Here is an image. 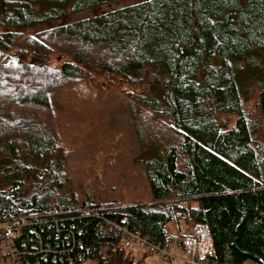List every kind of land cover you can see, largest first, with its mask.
I'll list each match as a JSON object with an SVG mask.
<instances>
[{
	"label": "trees",
	"instance_id": "1",
	"mask_svg": "<svg viewBox=\"0 0 264 264\" xmlns=\"http://www.w3.org/2000/svg\"><path fill=\"white\" fill-rule=\"evenodd\" d=\"M113 1L0 0V223L30 220L49 253L42 262L27 248L23 258L38 264L75 254L71 264H137L122 227L171 243L192 222L208 228L211 264H264V0H144L21 32L61 4L77 12ZM93 77L132 91L147 197L82 216L49 99ZM220 115L234 117L229 128L217 127Z\"/></svg>",
	"mask_w": 264,
	"mask_h": 264
},
{
	"label": "rangeland",
	"instance_id": "2",
	"mask_svg": "<svg viewBox=\"0 0 264 264\" xmlns=\"http://www.w3.org/2000/svg\"><path fill=\"white\" fill-rule=\"evenodd\" d=\"M144 0H117L93 9L70 12L68 4L60 5L61 13L43 22L23 29V34H33L60 24L72 23L89 17L143 2ZM21 30V28H19ZM13 61L16 54L8 53ZM15 62V63H16ZM62 62L57 56L50 58V65ZM132 91L120 92L94 78L88 85L77 84L52 94L49 99L55 117L59 150L65 162L69 183L77 204L83 208L94 207L108 201L122 204L145 200L146 186L142 180L139 162V143L127 109ZM219 129L232 125L234 117H215ZM137 264H183L187 258L175 240L169 253L178 261L161 262L154 255L143 256L139 246L127 250ZM243 264H255L247 261Z\"/></svg>",
	"mask_w": 264,
	"mask_h": 264
},
{
	"label": "built area",
	"instance_id": "3",
	"mask_svg": "<svg viewBox=\"0 0 264 264\" xmlns=\"http://www.w3.org/2000/svg\"><path fill=\"white\" fill-rule=\"evenodd\" d=\"M94 208L86 207L80 211V215L85 216L93 212ZM125 224L126 222L123 221ZM30 220L20 219L17 221H8L0 223V264H38L39 260L30 262L26 258H23L25 249L35 250L40 256V260L44 262L48 246L45 253L40 251L41 242L33 230L29 231ZM24 230H27V234H33L37 239V245L27 244L25 236H23ZM122 235V248L130 250L133 246H139L142 250L150 255H154L161 262L178 261L173 258L169 253V242L164 243H152L147 239L131 233L126 228L120 229ZM67 239L68 235H65ZM180 249L187 257L183 264H211V260L214 256V250L212 241L209 235L208 228L205 224L192 222L181 233L179 238ZM29 245V246H28ZM46 246V245H45ZM36 247V248H35ZM47 252V253H46ZM42 253V254H40ZM55 255L50 257V262L55 263ZM74 259V260H73ZM80 259L79 254H75L74 258L68 259V264ZM59 261V260H58Z\"/></svg>",
	"mask_w": 264,
	"mask_h": 264
},
{
	"label": "water",
	"instance_id": "4",
	"mask_svg": "<svg viewBox=\"0 0 264 264\" xmlns=\"http://www.w3.org/2000/svg\"><path fill=\"white\" fill-rule=\"evenodd\" d=\"M13 59H14L13 63H15L16 62L15 61V57H13ZM177 247L180 248V244L179 243L177 244Z\"/></svg>",
	"mask_w": 264,
	"mask_h": 264
},
{
	"label": "crops",
	"instance_id": "5",
	"mask_svg": "<svg viewBox=\"0 0 264 264\" xmlns=\"http://www.w3.org/2000/svg\"><path fill=\"white\" fill-rule=\"evenodd\" d=\"M176 245L179 243V240L175 241ZM180 249V248H179ZM181 250V249H180Z\"/></svg>",
	"mask_w": 264,
	"mask_h": 264
}]
</instances>
